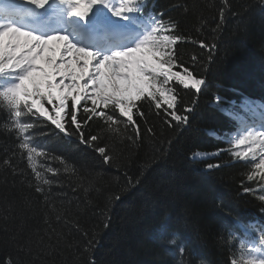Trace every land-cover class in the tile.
Listing matches in <instances>:
<instances>
[{
  "label": "trees",
  "instance_id": "trees-1",
  "mask_svg": "<svg viewBox=\"0 0 264 264\" xmlns=\"http://www.w3.org/2000/svg\"><path fill=\"white\" fill-rule=\"evenodd\" d=\"M152 3L165 22L176 23L178 64L205 81L198 93L171 85L175 111L187 121L146 100L138 104L144 115L133 113L137 137L118 111L106 110L120 121L109 127L87 120L81 107L79 132L98 137L88 144L70 117L66 131L26 117L34 124L32 146L42 153L29 162L0 110V264H230L247 258L252 240L259 247L264 182L259 174L247 179L255 171L251 157L233 155L228 133L235 121L220 109L262 98L264 0ZM97 147L106 148L108 162Z\"/></svg>",
  "mask_w": 264,
  "mask_h": 264
},
{
  "label": "snow or ice",
  "instance_id": "snow-or-ice-1",
  "mask_svg": "<svg viewBox=\"0 0 264 264\" xmlns=\"http://www.w3.org/2000/svg\"><path fill=\"white\" fill-rule=\"evenodd\" d=\"M144 9V0H0V110L6 111V127L18 134L19 148L26 150L29 162L42 153L32 146L29 130L34 124L26 117H44L61 131H66L63 121L70 117L69 123L79 132L81 107L87 120L98 117L109 127L120 123L106 111L111 108L135 126L139 137L133 113L143 116L138 104L147 100L157 110L163 105L165 111L172 109L168 114L174 120L187 121L175 111L178 94L171 85L198 93L205 81L178 64L174 46L181 37L172 34L176 23L145 14ZM201 47L215 44L202 41ZM236 108L234 104L220 109L236 122L234 133H228L229 143L237 149L233 155L243 160L251 157L255 171L247 179L259 174L264 182V103L245 97ZM79 134L84 143L98 139L93 135L85 140ZM96 151L105 162L110 160L105 147ZM33 172L39 180L35 165ZM36 190L43 192L39 185ZM3 264L14 262L9 259ZM230 264H264V238L247 258L232 259Z\"/></svg>",
  "mask_w": 264,
  "mask_h": 264
},
{
  "label": "rangeland",
  "instance_id": "rangeland-1",
  "mask_svg": "<svg viewBox=\"0 0 264 264\" xmlns=\"http://www.w3.org/2000/svg\"><path fill=\"white\" fill-rule=\"evenodd\" d=\"M259 128V127H258ZM261 130H264V129H261ZM257 152H258V150H257ZM257 157L259 158V155H257Z\"/></svg>",
  "mask_w": 264,
  "mask_h": 264
}]
</instances>
